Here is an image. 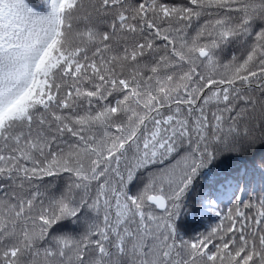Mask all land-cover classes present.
I'll return each instance as SVG.
<instances>
[{"label":"snow or ice","instance_id":"6c2138e0","mask_svg":"<svg viewBox=\"0 0 264 264\" xmlns=\"http://www.w3.org/2000/svg\"><path fill=\"white\" fill-rule=\"evenodd\" d=\"M0 264H264V0H0Z\"/></svg>","mask_w":264,"mask_h":264}]
</instances>
